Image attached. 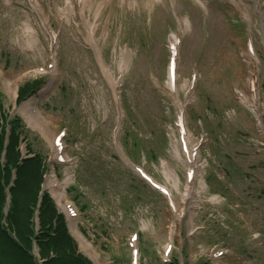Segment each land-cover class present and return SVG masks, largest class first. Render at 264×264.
Here are the masks:
<instances>
[{"label": "rangeland", "instance_id": "374dc122", "mask_svg": "<svg viewBox=\"0 0 264 264\" xmlns=\"http://www.w3.org/2000/svg\"><path fill=\"white\" fill-rule=\"evenodd\" d=\"M38 1L57 35L54 53L59 76L48 96L39 99L37 91L31 97L38 98V111L50 125L49 132L65 131L64 153L75 162L69 167L74 184L67 193L81 215L80 230L104 264L131 263L129 239L134 233L138 234L139 264H264V137L259 135L257 124L259 120L264 131V0H257L263 17L256 12L254 0H175L173 5L170 0L84 2L88 23L99 7L105 9L97 21V37L104 60L116 77L119 50L132 52L127 73L120 79L123 118L118 145L133 163L161 181L158 167L161 160L170 159L175 108L154 86L152 77L163 85L168 36L177 33L176 20L188 24L177 54L178 97L183 98L180 86L188 80L193 100L187 106L186 120L198 144L197 165L206 161V190L194 195L192 223L184 218L175 228L167 262L161 249L168 243L171 212L163 197L126 168L116 151V110L83 29L75 30V24L82 25L79 15L63 8L66 0ZM123 2L127 6H121ZM242 14L250 15L251 39ZM26 15L33 25L31 47L23 26ZM249 40L258 68L247 65L239 55L240 47ZM50 60L49 36L29 1L0 0V70L4 74L0 77V115L5 122L17 117L23 129L21 151L25 153L28 143L29 151L43 159V165L45 162L46 173L50 169V142L27 123L18 111L22 103L15 102L5 83H15L29 70L46 68ZM37 79L43 81L41 88L49 75L20 80L16 90ZM236 91L245 94L249 108L240 103ZM40 126L45 128L43 123ZM174 161L170 159L179 175V188L172 199L186 215L190 204L189 200L181 203L183 169ZM34 166H29L30 173ZM64 169L55 165L59 178ZM211 195L222 199L215 204L208 200ZM30 196L28 188L20 199ZM142 223L147 228L142 230ZM191 224L195 232L190 235ZM215 252H221L220 256L216 258ZM8 258L12 264L18 262L15 252L9 256L0 249V264H7Z\"/></svg>", "mask_w": 264, "mask_h": 264}, {"label": "bare ground", "instance_id": "6f19581e", "mask_svg": "<svg viewBox=\"0 0 264 264\" xmlns=\"http://www.w3.org/2000/svg\"><path fill=\"white\" fill-rule=\"evenodd\" d=\"M7 3H9L11 0H5ZM29 1V6L31 7L32 10L37 12L38 16L41 19V25L42 28L45 29V31L48 33L49 36V41H50V51H51V62L46 66V68L42 67L39 68L36 71L32 72H25L23 73L19 78H17V81L14 82H6L5 86L12 92V96H15V89H16V83L22 79H26L27 77H30L35 74H48L49 79L47 83L39 90L38 92V97L39 99H43L48 94L51 92V90L54 88L56 85V80L59 75V71L57 68V61L54 57L53 54V49H54V39H55V34L51 32L50 29V21L46 17H44L43 10H42V5L38 0H28ZM122 2L123 0H119ZM125 1V0H124ZM130 2V0H127ZM154 1H159V0H154ZM247 1V0H244ZM85 0H76V2L73 0H66L64 3L63 8L69 9V11L73 14L75 13L76 15H79L81 24H75V30L76 31H81L83 29L84 32V39L87 43V45L90 47V49L94 52V56L96 59L97 66L99 68V71L105 80L109 91L112 96V100L116 109V123L118 124L121 117L123 116L122 110H121V102H120V95L119 92L117 91V88L119 87V82L118 78L115 76V74L110 70L109 66L106 64L105 60L103 59L102 55V50L101 46L99 43V38L97 37L98 34V28L99 24L97 21L101 19L102 13L105 10L104 7H99L97 10L96 15L94 16V19L92 20L91 23H88V19L86 16L83 14V7L85 6L84 4ZM115 0L113 1V3ZM197 2H199L197 0ZM118 3V2H117ZM171 3H174V0H171ZM255 4V10L260 14L261 17H263L261 11L258 9V4L257 0H254ZM68 5V6H67ZM129 5V3H128ZM248 5V4H247ZM121 6L125 7L127 6L125 2L121 3ZM245 8V6H244ZM242 18L245 20V22L248 25V38L251 39L253 35L252 28L250 27V22L251 18L250 15L248 14H242ZM176 20V19H175ZM177 21V27L180 33V36L182 35L183 32L187 29V23L186 20H183L182 22ZM26 37L29 38L27 40V44L29 47L32 45L31 37L33 35V25L32 21L30 20L29 16L26 15V21L23 24ZM104 32H101V38H104ZM180 36H170V41H171V56L175 57L177 56V51L179 47V39ZM263 39H264V32H263ZM34 43V42H33ZM239 55L241 59L245 61L247 65L253 64L255 68H258V57L256 55L253 42L252 40H249L247 45H243L240 47ZM119 56V61L116 62L117 64V72L119 73V78L126 72L127 64L130 63V59L132 58V52L129 49H120L118 52ZM172 63L175 66V58H172ZM144 66V64H143ZM2 71L0 70V75ZM1 78L4 77V74L0 76ZM153 78V84L155 87L159 89V91L167 95L171 101L172 105L175 108V114H176V126H177V133L179 137V142L178 144L176 143L175 137L173 135V132L170 134V149H169V156L180 162L183 166V171L185 170V175L186 172L189 170H192V164L196 161L197 154H196V143L193 141V137L191 132L188 129L187 123L185 121V115H186V108L189 103H191V93L187 91L186 87L188 83L185 81L183 84L180 86V89L182 91H185V99L181 100L178 97V82H179V74L175 76V72L171 75L168 74L167 81L165 82V85H162L159 83V81L155 78ZM38 98L37 97H32L29 100H27L25 103H23L18 111L24 115L26 118L28 124L35 130H39L43 136H45L49 142H50V147L52 150V160L57 159V151L56 148L54 147V141L57 139V132H49L50 131V125L48 123H45V128L43 129L40 125L42 124V121L40 120L39 122L35 121V118L39 117L38 116V110H37V105H38ZM252 101L255 103L257 100L252 96ZM258 127L262 129V123L258 121ZM119 127L117 125L116 131L114 132V135L116 136L117 131ZM48 132V133H47ZM57 136V137H56ZM117 150L119 151L120 148L116 144ZM195 153L196 155L193 156L192 154ZM125 162L129 167L130 164L129 162L122 157ZM64 164H67V161L64 162ZM161 168H162V174L165 177V180L169 182V184L175 188L177 186V183L179 184V179L177 180L176 178V173L173 170V168L170 166L169 162L167 160L161 162ZM141 175V173L139 172ZM201 182L199 183V188L201 191L205 190V184L202 179H200ZM188 181V180H186ZM73 182L72 179V174L69 171V169H65L64 176L62 177L61 180H58L56 176L54 175L53 170L50 172L48 176H46L44 183H43V188L47 189L53 199L56 201L59 209L61 212H63L68 220V225L73 233L75 239L80 245L81 250L89 256L94 264H104L101 262L99 259V255L96 252L95 248L91 243H89L85 237L80 233L78 227H77V222H78V213L75 210L74 206L68 201V198L66 196V190L70 186V184ZM191 191H192V186L187 185V183L184 186V192L181 196V200L189 199L191 200ZM210 202H219L221 199L218 196H210L208 198ZM181 201V202H182ZM191 209V208H190ZM172 215L176 221L179 219L185 218L186 215L176 206L172 208ZM194 217V214L189 213V219L190 222L192 221V218ZM147 228V224L142 223L141 229ZM172 227L169 229V236H168V243L162 247L163 251L166 253L170 249V240L171 238V231ZM195 228L192 227L191 232L194 233Z\"/></svg>", "mask_w": 264, "mask_h": 264}, {"label": "trees", "instance_id": "16d2710c", "mask_svg": "<svg viewBox=\"0 0 264 264\" xmlns=\"http://www.w3.org/2000/svg\"><path fill=\"white\" fill-rule=\"evenodd\" d=\"M27 87L29 86H26V88ZM26 92L27 90L23 91V89H20V98H22ZM16 127L17 123L12 127L9 145L8 148H6V165L2 171L0 170V180L3 179L5 181V178L2 177L4 175H2V172L4 173L5 171L6 176H8L10 168L14 167L17 163V153L14 150L16 144ZM1 149L2 136L0 135V151ZM30 165H35L32 173H30V169H28ZM40 178L41 162L39 159L34 158L25 160L23 164L18 167L17 179L14 188L11 190L8 221L20 245L14 243L0 229V249L9 256L11 252H15L18 255V262L16 264H34L31 257L27 255L25 251L30 250V237L32 235L29 223L32 213L30 206H32L31 204L35 201ZM28 188H30V198L21 200L20 196ZM3 204L4 195H2V187H0V218ZM53 221L55 222L53 223ZM39 222L41 230L36 240L40 255L42 258H45L49 251H52L55 255V258L48 260L44 264H87L81 257L74 256L72 241L67 235L62 217L56 215L53 204L46 196L43 197L41 202ZM52 233L53 235H50ZM6 263L12 264L11 258H8Z\"/></svg>", "mask_w": 264, "mask_h": 264}]
</instances>
